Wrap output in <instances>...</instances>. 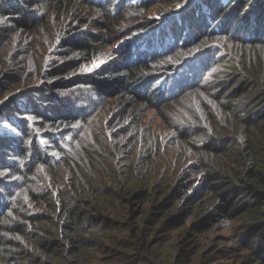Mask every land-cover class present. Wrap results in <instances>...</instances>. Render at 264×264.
<instances>
[{"label": "trees", "instance_id": "1", "mask_svg": "<svg viewBox=\"0 0 264 264\" xmlns=\"http://www.w3.org/2000/svg\"><path fill=\"white\" fill-rule=\"evenodd\" d=\"M107 3L0 0V106L12 97L6 113L17 115L15 119L21 123L19 137L0 136V264L16 260L42 264L52 255L51 248L58 250L59 257H67L71 248L67 264H84L81 252L94 244L83 241L79 226L87 212H78L75 206L85 204L87 195L76 188L77 196L70 201L56 189L58 201L54 202L53 191L39 190L37 177L46 174L43 168L57 166V170L67 171L56 155L66 159L67 148H78L81 137L92 135L86 124L106 101L144 99L150 106L165 104L176 98L173 87L183 96L188 94L186 86L206 95L202 122L217 130L213 133L207 127L211 132L208 137L222 141L196 148L206 156L207 160L201 158L200 162L210 170L205 175L210 183L207 189L215 192L206 208L219 209L223 219L249 217V248L258 264H264V70L255 54L247 55L248 50L264 47V0H182L181 7L170 8V15L166 13L163 19L147 20L133 33L128 30L133 35L125 38L136 44L112 46L111 57L106 49L116 37L102 32L104 21L83 18L87 15L83 6L100 14ZM250 5L252 9H246ZM116 16L108 15L111 19ZM53 18L56 27L51 24ZM172 19L164 32L178 50L169 49L171 45L163 53L155 44H143L141 36L152 35ZM16 35L26 53L39 52L45 56L43 60L40 56L35 57L37 62L13 60L16 50L18 55L21 52V46L14 43ZM36 36L42 37L45 54L36 49ZM241 49H247L246 55ZM222 72L228 74L223 80ZM206 76L208 80L216 77L219 91L202 85ZM8 91L11 96L7 98ZM66 91L75 94L74 104L58 111L53 103L63 101L60 95H53L52 101L48 98ZM20 101L22 110L17 112L14 103ZM240 110L245 112L242 117ZM232 132L236 136L224 138L227 134L223 133ZM39 198L45 204H39ZM28 201L36 204L35 209L56 212L55 216L24 215L22 209L31 205ZM49 224L61 228L63 234L42 228Z\"/></svg>", "mask_w": 264, "mask_h": 264}, {"label": "rangeland", "instance_id": "2", "mask_svg": "<svg viewBox=\"0 0 264 264\" xmlns=\"http://www.w3.org/2000/svg\"><path fill=\"white\" fill-rule=\"evenodd\" d=\"M181 1L108 0L100 14L93 8L83 6V13L87 14L83 18H91L96 23L104 21L102 32L116 37L106 49L111 57L114 51L112 46L119 47L129 42L133 46L136 44L130 41L131 38H125L133 35L127 33L128 30L133 29V33L147 20L155 22L166 13L170 15V8L181 7ZM145 6L149 9L143 10ZM246 9H252V5ZM108 12L117 15V19L109 18ZM174 19L167 21L152 35L145 33L148 39L146 35L141 36L143 44H155L159 52H167V48L174 42L170 36H165L164 30ZM51 24L57 26L54 18ZM38 38H33L37 42L34 45L45 54L42 37ZM14 43L21 46V52L18 55L17 49L13 60L16 58L20 62L31 59L37 62L35 57L40 56L39 52L26 53L24 43L17 35ZM169 49L176 51L179 47L172 45ZM241 50L246 55L247 49ZM253 54L264 70V47L248 50L247 55ZM43 57L38 59L42 61ZM115 59L116 56L110 64ZM220 75L221 80L228 77L223 72ZM208 78L205 77L202 85H210L215 92L219 91L216 77L212 80ZM175 84L177 86L178 82L175 81ZM187 87L184 89L188 94L183 96H179L173 87L175 100L165 104L156 103L154 107L144 99L136 102H117V99L106 101L94 119L86 124L85 129L89 128L92 135L81 137L78 148H67L66 159L56 155L57 160L67 167V171L63 168L57 170V166L43 168L46 174H42L40 179L37 177L40 181L39 190L53 191L54 202L58 201L56 189L61 190L70 201L77 196L73 192H77L76 188L80 192L84 190L87 195L85 204L71 205L78 207V212H87L79 231L83 241L86 244L93 243L94 247L81 252L84 264H258L249 248L251 237L247 235L246 229L249 217L223 219L219 209L206 208L215 192L207 189L210 183H206L205 175L210 170L200 162L201 158L207 159L196 148L222 141L212 140L213 135L208 137L210 130L213 133L217 130L213 125L209 127L202 122L206 95ZM8 94L9 91L5 97ZM57 94L60 95L59 100H63L58 105L55 101L53 103L58 111H64L69 103L74 104L75 94L72 91L63 94L54 92L48 100L52 101L53 95ZM199 96L200 99L195 102ZM11 99L8 98V102ZM8 102L0 106V136L13 139L20 136L18 127L21 123L17 122L18 118L15 119L17 115L6 113L10 106ZM14 105L16 111L21 112L23 101ZM212 106L208 108L219 114V110ZM244 114L242 110L238 113L241 117ZM207 127L209 131H206ZM234 133H223L227 134L224 138L236 136ZM200 164L202 167H199ZM67 172L70 173L69 177ZM38 202L45 204L41 198ZM27 204L31 205L22 209L26 216L42 214L54 217L56 214L42 207L35 209V203L28 201ZM49 225H42V228L51 233L57 231L63 234L61 228ZM69 249L67 257H59L58 250L51 248L52 255L46 256L42 264H67L73 252V249ZM7 264L28 263L16 260ZM33 264L40 262L37 260Z\"/></svg>", "mask_w": 264, "mask_h": 264}]
</instances>
